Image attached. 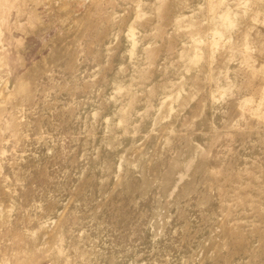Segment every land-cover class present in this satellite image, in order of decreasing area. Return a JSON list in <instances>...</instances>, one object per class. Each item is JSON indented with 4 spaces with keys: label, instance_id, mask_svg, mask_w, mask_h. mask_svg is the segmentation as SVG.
I'll use <instances>...</instances> for the list:
<instances>
[{
    "label": "rangeland",
    "instance_id": "obj_1",
    "mask_svg": "<svg viewBox=\"0 0 264 264\" xmlns=\"http://www.w3.org/2000/svg\"><path fill=\"white\" fill-rule=\"evenodd\" d=\"M0 264H264V0H0Z\"/></svg>",
    "mask_w": 264,
    "mask_h": 264
}]
</instances>
